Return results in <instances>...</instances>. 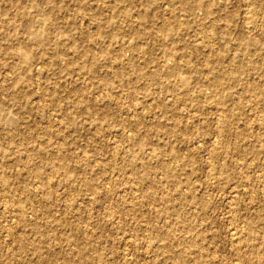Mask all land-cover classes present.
Here are the masks:
<instances>
[{
    "label": "rangeland",
    "instance_id": "374dc122",
    "mask_svg": "<svg viewBox=\"0 0 264 264\" xmlns=\"http://www.w3.org/2000/svg\"><path fill=\"white\" fill-rule=\"evenodd\" d=\"M238 263L264 264V0H0V264Z\"/></svg>",
    "mask_w": 264,
    "mask_h": 264
},
{
    "label": "bare ground",
    "instance_id": "6f19581e",
    "mask_svg": "<svg viewBox=\"0 0 264 264\" xmlns=\"http://www.w3.org/2000/svg\"><path fill=\"white\" fill-rule=\"evenodd\" d=\"M251 1V0H250ZM255 2V1H254ZM248 3V2H247ZM249 4V3H248ZM251 6V5H250ZM250 8V7H248ZM256 14V9H249V21H248V29L250 31H253L256 29V25H255V21H254V18H255V15ZM259 22V21H258ZM258 26V25H257ZM260 26V25H259ZM259 28V27H258ZM20 56L24 59V60H27L28 59V55L26 53H19ZM233 118V117H232ZM219 119V118H218ZM230 121V120H229ZM221 123V122H220ZM218 124V123H217ZM229 124V123H227ZM221 125V124H220ZM219 125V126H220ZM255 126V125H254ZM219 128V127H218ZM219 130V129H218ZM219 132V131H218ZM221 133V132H220ZM223 139V138H222ZM223 143V142H222ZM214 145V144H213ZM218 145V143L216 144ZM217 147V146H216ZM219 148V147H218ZM236 149V148H235ZM220 150V149H219ZM221 153V151H220ZM115 155V154H114ZM114 157V156H113ZM217 157V156H216ZM221 158V157H220ZM217 160V159H216ZM210 162V161H209ZM248 168V167H247ZM240 170V169H239ZM212 174V173H211ZM215 174V173H213ZM209 175V174H208ZM215 178V176H213ZM212 177V179H213ZM211 178V176H210ZM214 181V180H213ZM134 187V186H133ZM143 190V189H142ZM139 193V192H138ZM41 196V194H40ZM136 197V196H135ZM235 197V196H234ZM140 198V197H139ZM75 202V201H74ZM73 203V202H72ZM124 203V202H123ZM128 203V202H127ZM130 204V203H129ZM128 205V204H127ZM132 205V204H130ZM71 206V205H70ZM129 206V205H128ZM234 206V205H233ZM234 208V207H233ZM239 208V207H238ZM237 210V209H236ZM158 214V213H157ZM236 227V226H235ZM243 227V226H242ZM245 227V226H244ZM246 227L245 228H234V230L232 231L233 233H231V237H232V240L233 242L235 243L233 247V255L235 257V261L236 262H239L241 260H245V250L247 248V244L245 243V238H246ZM171 235V234H170ZM188 236V235H187ZM184 238V237H183ZM187 239V238H186ZM197 244V243H196ZM199 246V245H198ZM155 247V246H154ZM149 248V247H148ZM151 248V247H150ZM252 250V249H251ZM181 257V256H180ZM190 257V256H189ZM202 263V262H201ZM239 264V263H238Z\"/></svg>",
    "mask_w": 264,
    "mask_h": 264
}]
</instances>
